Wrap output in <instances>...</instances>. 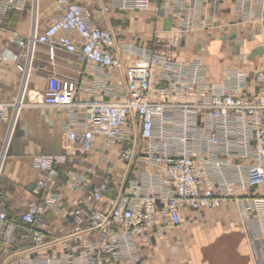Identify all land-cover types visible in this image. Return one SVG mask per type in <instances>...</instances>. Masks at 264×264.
I'll return each instance as SVG.
<instances>
[{
  "label": "built area",
  "instance_id": "built-area-1",
  "mask_svg": "<svg viewBox=\"0 0 264 264\" xmlns=\"http://www.w3.org/2000/svg\"><path fill=\"white\" fill-rule=\"evenodd\" d=\"M39 0H0V60L15 61L27 76L36 45H45L51 61L58 49L78 53L87 68L107 74L113 70L121 83L62 76L53 71L47 78L43 105L67 110L65 147L90 152L97 139L117 145L122 161L133 169L130 187L104 209V192L110 176L87 191L67 212L73 232L60 243L54 257L18 261L16 264H128L141 259L148 229L168 221L161 229L183 224L185 210L218 209L226 198L242 203V226L253 264H264V68L255 72L257 89L249 92L245 72L233 71L223 82L210 79L204 61L171 59L131 43H119L110 29L91 25L83 5L60 0L64 11L38 31ZM188 13L201 0H181ZM32 5L34 17L27 37L13 32L10 41L22 47L17 53L1 47L3 24L15 11ZM241 20L258 23L264 32V0H235ZM144 1L141 8H148ZM190 24V23H188ZM180 29V27H177ZM34 42L30 56V43ZM27 47V48H26ZM96 92L98 96L89 98ZM101 94L107 96L102 98ZM0 108V120H5ZM65 155L41 154L35 166L44 173L36 191L45 189L59 173ZM94 166L70 172L68 183L86 188ZM45 208L63 210L60 196L45 199ZM43 207L30 204L20 215L23 235L37 247L51 233L40 222ZM10 218L0 211V223Z\"/></svg>",
  "mask_w": 264,
  "mask_h": 264
},
{
  "label": "crops",
  "instance_id": "crops-1",
  "mask_svg": "<svg viewBox=\"0 0 264 264\" xmlns=\"http://www.w3.org/2000/svg\"><path fill=\"white\" fill-rule=\"evenodd\" d=\"M70 1L83 5L91 25L112 30L119 43H131L171 59L198 56L211 80L219 83L233 71L245 72L247 91L257 89L255 72L264 68L257 65V59L264 57V53L251 59L249 54L262 43L264 32L260 24L241 20L235 0H201L200 7L191 13L181 0ZM144 1L149 3L148 8H141ZM63 11L60 0H39L38 31ZM33 17L32 5L28 4L24 11H15L7 18L1 47L21 53L22 47L10 38L13 32L27 37ZM31 45L34 46L33 41ZM53 71L91 82L107 81L113 85L122 82L113 70L105 74L87 68L78 53L58 49L56 59L51 61L45 45H39L35 51L27 78L15 61L0 60V108L5 110L6 118L0 120V211L5 210L10 218L9 226L0 223V264L57 256L62 245L52 240L65 239L73 232V218L67 212L77 206L87 191L109 175L103 202L106 209L134 179L135 168L129 169L120 159L116 144L108 147L104 140L97 139L87 153L65 147V128L70 124L67 110L43 105L47 78ZM94 96L98 94L88 95ZM101 97L107 98L103 94ZM41 154L65 155V161L57 165L59 175L48 181L47 188L36 191L44 173L35 166L34 158ZM90 165L96 173L88 176L87 187L70 186V172H85ZM258 191L262 193L264 188ZM51 196H60L63 210L44 207L45 199ZM32 203L44 208L39 219L51 233V239L42 247L22 236L20 215ZM241 208L242 203L226 198L218 209L185 210L183 224L170 230L161 229L168 226V221L160 218L159 224L147 231L141 259L128 264H253Z\"/></svg>",
  "mask_w": 264,
  "mask_h": 264
},
{
  "label": "water",
  "instance_id": "water-1",
  "mask_svg": "<svg viewBox=\"0 0 264 264\" xmlns=\"http://www.w3.org/2000/svg\"><path fill=\"white\" fill-rule=\"evenodd\" d=\"M264 53V34H263V40L262 43L259 45L255 46L254 49L250 52L249 58H253L256 55H260Z\"/></svg>",
  "mask_w": 264,
  "mask_h": 264
},
{
  "label": "rangeland",
  "instance_id": "rangeland-1",
  "mask_svg": "<svg viewBox=\"0 0 264 264\" xmlns=\"http://www.w3.org/2000/svg\"><path fill=\"white\" fill-rule=\"evenodd\" d=\"M260 38H261V37H260ZM259 41H261V40H259ZM38 48H39V45H36L34 52H35ZM257 60L259 61L257 65H264V57H259Z\"/></svg>",
  "mask_w": 264,
  "mask_h": 264
},
{
  "label": "bare ground",
  "instance_id": "bare-ground-1",
  "mask_svg": "<svg viewBox=\"0 0 264 264\" xmlns=\"http://www.w3.org/2000/svg\"><path fill=\"white\" fill-rule=\"evenodd\" d=\"M32 48H33V45H31V47H30V51H32ZM31 53V52H30Z\"/></svg>",
  "mask_w": 264,
  "mask_h": 264
}]
</instances>
